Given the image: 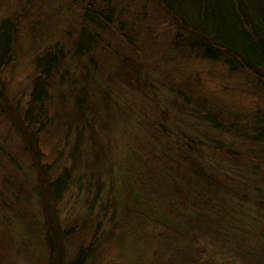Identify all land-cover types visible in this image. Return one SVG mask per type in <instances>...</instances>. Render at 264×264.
Returning a JSON list of instances; mask_svg holds the SVG:
<instances>
[{
    "label": "trees",
    "instance_id": "16d2710c",
    "mask_svg": "<svg viewBox=\"0 0 264 264\" xmlns=\"http://www.w3.org/2000/svg\"><path fill=\"white\" fill-rule=\"evenodd\" d=\"M152 16L170 20L168 102L206 136L159 124L164 160L124 153L115 177L104 138L127 113L113 89L158 103ZM0 124V264H264L231 233L223 195L264 204L217 160L248 159L254 181L264 170V0H0ZM229 135L246 157L221 147ZM81 185L88 210L66 220Z\"/></svg>",
    "mask_w": 264,
    "mask_h": 264
},
{
    "label": "rangeland",
    "instance_id": "374dc122",
    "mask_svg": "<svg viewBox=\"0 0 264 264\" xmlns=\"http://www.w3.org/2000/svg\"><path fill=\"white\" fill-rule=\"evenodd\" d=\"M152 17L153 19L150 18L151 22L147 28L149 31H152V39L146 41L149 49L145 50L146 54L144 58L150 63V67L159 66L158 69L156 68L152 70V73L150 72L154 77L153 84L158 87V91L156 88L154 90V95H156L158 103L156 105L153 102L154 97L148 99L144 95H140L126 87H123V90L122 88L121 90H117V88L113 89L114 95L118 98L120 106L123 108L124 112L127 113V119L121 125L120 131L112 137L106 136L104 138L108 149L109 160H111L113 170L115 171V177H117L116 174L119 172L121 155H124V153L132 154L136 152L137 157L144 160L151 158L152 161L157 164L164 160V158H160V149L165 150L167 147L165 146L166 143L163 141H157V138H159V131H157V129H159V124L169 125L170 129L176 132L174 125V123H176L180 125L185 132L191 131L194 133V131L196 132L198 130L200 132L197 134H200L199 136L202 139H205L206 136L204 134L206 132L205 129L199 124H196L199 119L197 120L195 117L189 116L188 114L180 118V114H178L180 110L176 115L175 111L177 109L173 107V104L168 102L170 96L167 94V86L169 83L166 80L168 78L166 75H170L167 68L172 64V53L168 51L167 46L164 47L162 40L168 35L167 31H169L170 20L165 18V23L160 25V22L155 20L157 18L154 16ZM166 70L167 72H165ZM164 109L167 113L165 116H162L160 111ZM3 128L4 125L0 124V143L2 146L7 144L8 147H5H7L6 150L8 151L12 145L11 139L5 140L3 138L5 134ZM215 137L218 138L219 136ZM176 140L177 138L174 136L173 141L175 142ZM221 140L222 139H220V141ZM170 143H173L172 140H170ZM219 144H221V147L224 149L229 147L233 149L238 146L239 153H242L241 155L245 157L250 147V144L247 142H240V140L234 141V137L230 135L227 139L223 140V143L220 142ZM173 146H175V144H173ZM225 156L226 155H222L221 158V155H219L217 157V160H220L219 164L221 167L224 166L219 172L221 179L225 177L224 174L228 177L230 170H232V172L235 170L245 172L246 178H242V183H237L236 179H241L238 177L234 180L231 179L230 181L232 183L229 184L235 186L238 190L240 189L241 195H248L251 200H258L257 202H262V204H264V197L261 198V195L264 194V183L260 182L264 177V170L260 171V176L254 181L253 177L258 174V170L252 168V166L248 164V159H245V164H241V167H236L237 164H231L226 160L222 161ZM259 159V161H261L260 156ZM140 164L142 165V163ZM119 183V180H117V184ZM244 183H248L249 185L245 186ZM86 195L87 192L83 185H81L80 190H78V187H73L66 191L63 202L66 220H72L77 213H85L88 210V207L84 205L82 201L79 206L75 203L77 199L83 200ZM90 198H93V196ZM223 199L228 206H230L231 211H233V217L229 219L230 226L232 227L230 230L233 236H235L243 246H256L264 253V243H261L260 236L261 233H264L262 232L264 230V207L261 208L247 201L241 202L233 197L230 198L225 195H223ZM226 260L228 261V259Z\"/></svg>",
    "mask_w": 264,
    "mask_h": 264
}]
</instances>
